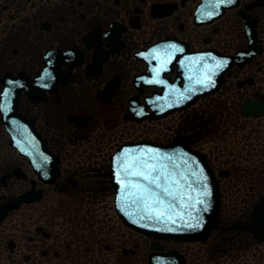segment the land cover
<instances>
[{"label":"flooded vegetation","instance_id":"obj_1","mask_svg":"<svg viewBox=\"0 0 264 264\" xmlns=\"http://www.w3.org/2000/svg\"><path fill=\"white\" fill-rule=\"evenodd\" d=\"M176 137L216 174L200 240L113 207L119 146ZM0 264H264V0H0Z\"/></svg>","mask_w":264,"mask_h":264},{"label":"water","instance_id":"obj_2","mask_svg":"<svg viewBox=\"0 0 264 264\" xmlns=\"http://www.w3.org/2000/svg\"><path fill=\"white\" fill-rule=\"evenodd\" d=\"M39 144L33 133L19 146L32 153L27 147ZM112 162L115 209L126 225L147 234L183 240L202 239L216 225L219 194L214 173L188 143L180 139L167 145L125 143ZM152 180L156 183H150ZM200 200L204 203H198Z\"/></svg>","mask_w":264,"mask_h":264},{"label":"snow or ice","instance_id":"obj_3","mask_svg":"<svg viewBox=\"0 0 264 264\" xmlns=\"http://www.w3.org/2000/svg\"><path fill=\"white\" fill-rule=\"evenodd\" d=\"M144 179L145 180H149V177L148 176H144ZM150 183H156V181L155 180H152V181H150ZM157 187H159V185H157ZM165 191H167V190L165 189ZM205 195H207V192H205ZM198 203H204V201L203 200H200V201H198ZM161 215H162V213H161Z\"/></svg>","mask_w":264,"mask_h":264},{"label":"rangeland","instance_id":"obj_4","mask_svg":"<svg viewBox=\"0 0 264 264\" xmlns=\"http://www.w3.org/2000/svg\"><path fill=\"white\" fill-rule=\"evenodd\" d=\"M118 129H115V128H111L110 131H116ZM115 144V141L113 140L112 143H110V146ZM109 145V144H108ZM108 203V202H107ZM108 207H109V203H108Z\"/></svg>","mask_w":264,"mask_h":264}]
</instances>
